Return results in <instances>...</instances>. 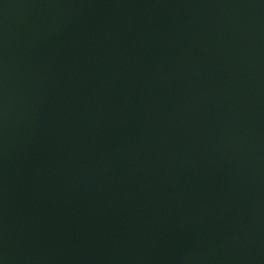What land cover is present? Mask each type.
<instances>
[{
    "label": "water",
    "instance_id": "obj_1",
    "mask_svg": "<svg viewBox=\"0 0 264 264\" xmlns=\"http://www.w3.org/2000/svg\"><path fill=\"white\" fill-rule=\"evenodd\" d=\"M0 264H264V0H0Z\"/></svg>",
    "mask_w": 264,
    "mask_h": 264
}]
</instances>
